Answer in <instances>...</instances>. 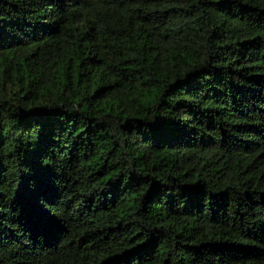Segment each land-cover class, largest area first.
I'll use <instances>...</instances> for the list:
<instances>
[{
	"label": "trees",
	"instance_id": "trees-1",
	"mask_svg": "<svg viewBox=\"0 0 264 264\" xmlns=\"http://www.w3.org/2000/svg\"><path fill=\"white\" fill-rule=\"evenodd\" d=\"M0 264H264V0H0Z\"/></svg>",
	"mask_w": 264,
	"mask_h": 264
}]
</instances>
